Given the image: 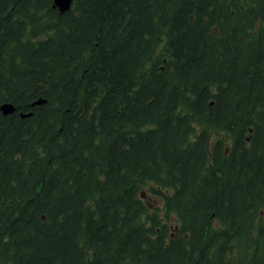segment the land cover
I'll use <instances>...</instances> for the list:
<instances>
[{"label":"trees","instance_id":"1","mask_svg":"<svg viewBox=\"0 0 264 264\" xmlns=\"http://www.w3.org/2000/svg\"><path fill=\"white\" fill-rule=\"evenodd\" d=\"M53 3L0 0V264H264V0Z\"/></svg>","mask_w":264,"mask_h":264},{"label":"water","instance_id":"2","mask_svg":"<svg viewBox=\"0 0 264 264\" xmlns=\"http://www.w3.org/2000/svg\"><path fill=\"white\" fill-rule=\"evenodd\" d=\"M72 1L73 0H54L53 6H54V8H57L60 12H65V11L70 9ZM43 102H44V100L40 99V100L36 101L35 103L40 104ZM0 109L3 112V114L7 115V114L14 112L15 107L12 103L6 102L0 106ZM29 115H31V113L22 114L23 117L29 116Z\"/></svg>","mask_w":264,"mask_h":264},{"label":"rangeland","instance_id":"3","mask_svg":"<svg viewBox=\"0 0 264 264\" xmlns=\"http://www.w3.org/2000/svg\"><path fill=\"white\" fill-rule=\"evenodd\" d=\"M160 204H161V202L159 200H157V199L154 198V200H153V206H157V205H160Z\"/></svg>","mask_w":264,"mask_h":264}]
</instances>
